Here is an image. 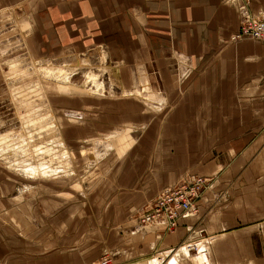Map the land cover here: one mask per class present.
<instances>
[{
	"label": "crops",
	"instance_id": "1",
	"mask_svg": "<svg viewBox=\"0 0 264 264\" xmlns=\"http://www.w3.org/2000/svg\"><path fill=\"white\" fill-rule=\"evenodd\" d=\"M23 2L35 49L104 48L121 66L123 88L143 69L142 81L165 103L154 112L130 100L126 111L96 123L137 133L101 161L102 190L98 184L75 208L51 204L42 220L52 232L41 242L58 246L62 264H90L103 248L115 264H145L167 251L177 264H264V42L231 39L240 30L239 6L263 16L264 0H0V8ZM195 174L212 178L211 187L174 232L139 222L164 187ZM12 202H0L3 229L5 215L22 205ZM15 218L12 240L38 243ZM199 241L205 247L186 254L182 247Z\"/></svg>",
	"mask_w": 264,
	"mask_h": 264
},
{
	"label": "rangeland",
	"instance_id": "2",
	"mask_svg": "<svg viewBox=\"0 0 264 264\" xmlns=\"http://www.w3.org/2000/svg\"><path fill=\"white\" fill-rule=\"evenodd\" d=\"M34 28L26 2L0 8V202L8 197L14 205L22 204L18 212L12 210L5 215L8 227L3 229L0 225V264H62L58 246L53 251L41 242L52 232V227L42 220L47 218L43 214H52L47 212L53 211L54 202L78 207L98 184L102 190L101 161L121 153V145L125 149L131 142L130 135L137 133L128 128L111 132L96 123L112 118L113 111H126L123 106L130 100L136 106L151 107L154 112L165 104L159 90L142 81L143 69L134 70L136 78L130 89L123 88L119 80L121 66L110 59L104 48L45 53L34 48ZM89 74L96 75L90 79ZM194 176L203 177L208 181L207 189L211 187L212 178L200 174L176 184ZM152 203L138 217L139 222L163 225L167 232H174L177 226L160 224V219L142 223L141 218L152 212ZM17 216L22 222L19 230L25 226L23 230L35 231L38 243L12 240ZM93 240L94 234L89 247ZM195 244L197 249L204 246ZM182 248L186 254L193 252L188 245ZM48 251L55 252L56 260L50 258L53 253L47 254ZM98 252L94 249L90 255ZM113 255L103 248L99 258L90 264H100L108 256L112 259L108 264H115ZM155 259L159 264L178 261L172 251L155 252L145 264Z\"/></svg>",
	"mask_w": 264,
	"mask_h": 264
},
{
	"label": "built area",
	"instance_id": "3",
	"mask_svg": "<svg viewBox=\"0 0 264 264\" xmlns=\"http://www.w3.org/2000/svg\"><path fill=\"white\" fill-rule=\"evenodd\" d=\"M240 30L231 36L233 41L245 37L264 42V15H253L246 5H240ZM208 181L201 176H194L191 180L165 187L152 203L153 210L141 218L142 223L159 220L166 226H178L180 218L194 214L198 210V201L206 191ZM193 248L196 246L190 244ZM197 249V248H196ZM108 256L100 264L111 263Z\"/></svg>",
	"mask_w": 264,
	"mask_h": 264
},
{
	"label": "bare ground",
	"instance_id": "4",
	"mask_svg": "<svg viewBox=\"0 0 264 264\" xmlns=\"http://www.w3.org/2000/svg\"><path fill=\"white\" fill-rule=\"evenodd\" d=\"M49 74V73H48ZM90 76H89V78L91 79V78H94L93 76L94 75H96V74H89ZM96 81V80H95ZM97 82V81H96ZM101 83V82H100ZM99 83V84H100ZM25 95H27V93H24V96ZM18 120V119H17ZM36 123V122H35ZM34 123V125L36 126L37 124H35ZM53 143V142H52ZM199 243H201L200 241H199ZM203 246V245H202ZM205 247V246H204ZM200 248H203V247H200ZM201 251V250H200ZM177 259H173V260H171V263L170 264H177ZM150 264H159V260L158 259H155L154 261H150Z\"/></svg>",
	"mask_w": 264,
	"mask_h": 264
}]
</instances>
